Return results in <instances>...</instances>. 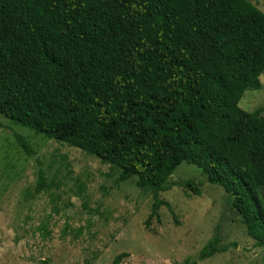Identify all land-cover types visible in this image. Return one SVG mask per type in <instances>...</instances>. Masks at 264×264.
I'll return each mask as SVG.
<instances>
[{"label": "trees", "instance_id": "obj_1", "mask_svg": "<svg viewBox=\"0 0 264 264\" xmlns=\"http://www.w3.org/2000/svg\"><path fill=\"white\" fill-rule=\"evenodd\" d=\"M263 74L251 0H0V116L113 165L118 183L137 177L153 199L147 228L162 207L174 215L162 193L200 196L169 184L187 163L233 197L264 248V117L240 107ZM39 165L36 193L52 189ZM221 244L217 233L200 261L238 248Z\"/></svg>", "mask_w": 264, "mask_h": 264}, {"label": "rangeland", "instance_id": "obj_2", "mask_svg": "<svg viewBox=\"0 0 264 264\" xmlns=\"http://www.w3.org/2000/svg\"><path fill=\"white\" fill-rule=\"evenodd\" d=\"M264 12V0H251ZM262 89L247 91L240 107L264 117ZM24 137L35 151L28 157L16 141ZM41 164L51 190L36 193ZM120 171L95 156L37 136L0 116V264H264V248L247 236L233 197L209 184L196 166L182 163L169 184H197L200 196L173 187L160 199L169 203L160 221L146 222L153 204L137 177L118 183ZM223 247L237 249L200 261L216 234Z\"/></svg>", "mask_w": 264, "mask_h": 264}, {"label": "crops", "instance_id": "obj_3", "mask_svg": "<svg viewBox=\"0 0 264 264\" xmlns=\"http://www.w3.org/2000/svg\"><path fill=\"white\" fill-rule=\"evenodd\" d=\"M8 120V119H7ZM8 122H10L9 120H8ZM11 123V122H10ZM119 176V175H118ZM124 183V182H123ZM44 191H46V190H44ZM43 192V191H42Z\"/></svg>", "mask_w": 264, "mask_h": 264}]
</instances>
